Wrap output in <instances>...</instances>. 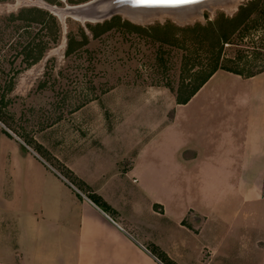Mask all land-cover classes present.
<instances>
[{
  "label": "rangeland",
  "instance_id": "1",
  "mask_svg": "<svg viewBox=\"0 0 264 264\" xmlns=\"http://www.w3.org/2000/svg\"><path fill=\"white\" fill-rule=\"evenodd\" d=\"M91 1L0 0V119L17 138L64 173L65 168L54 161V155L66 154L60 143L61 136L67 137L69 133L62 128L69 127L67 121L75 117V112H152L157 123L141 133L142 141L152 139V129L175 112H219L226 124L230 115L245 112L241 110L245 104L248 112H255L257 94L251 93L247 84L238 86L235 79L224 73L190 105H178L176 95L189 94L199 84L212 68L211 59L217 53L228 59L230 66H237L243 76L236 75L243 78L264 70V16L260 14L264 0H239L232 8H203L201 15H194L191 22L185 23L167 15L142 23L120 10L99 22L82 21L67 14L62 17L56 11L85 6ZM242 8L247 11L241 15ZM82 9L85 15L93 16L99 8L91 5ZM248 13L250 18L246 17ZM198 24L200 27L194 28ZM220 26L227 33L239 26L231 38L235 44H225L220 49L213 31ZM214 89H218L216 94ZM195 122L190 128L182 123V129L189 128L191 132L190 144L221 141L219 130L227 128L223 119L217 124L214 117L205 118L200 124ZM151 142L155 145L148 147L141 164L147 169L150 162H157L161 170L147 177L148 189L166 195L175 214L176 209L189 205L197 209L199 214L190 211L184 220L190 226L196 227L200 221L195 218L192 223L191 214L203 218L197 226L201 228L199 236L186 239L185 251L175 250L179 261L264 264L263 158L250 156L247 160L254 163L238 165L237 170L233 164L215 165L220 176L208 174L210 164L201 166L203 174L195 168L190 176L184 173L182 165L175 166L169 175L178 190L170 186L167 195L162 191L169 168L165 167L163 157L166 140L163 137ZM203 148L206 154L212 153L210 149H218L209 145ZM17 149L18 155L25 158L26 150L20 146ZM190 155L191 149L181 152L183 157ZM211 186L218 188L215 195L206 190ZM155 209L160 210L156 205ZM150 222L156 227L153 230L147 226L148 231L158 237L161 246L167 247V240L183 241L181 230L174 227L173 232H166L167 221L150 218ZM209 248H214V253ZM158 255L164 258L161 253Z\"/></svg>",
  "mask_w": 264,
  "mask_h": 264
},
{
  "label": "crops",
  "instance_id": "2",
  "mask_svg": "<svg viewBox=\"0 0 264 264\" xmlns=\"http://www.w3.org/2000/svg\"><path fill=\"white\" fill-rule=\"evenodd\" d=\"M220 73L235 79L240 87L247 84L250 92L257 94L255 112H248L245 104L241 106L245 112L230 115L227 124L219 112H175L152 129L150 133L155 134L149 141H142L141 133L157 123L152 112H75L67 121L69 127L62 128L69 133L61 136L66 154H53L65 173L23 143L0 119V264H163L151 246L183 264L175 254L185 251L186 239L199 236L201 228L197 226L203 218L191 214L192 223V219L200 220L192 227L184 220L190 211L199 214L197 209L189 205L176 209L175 214L166 195H158L156 190L151 193L148 178L161 169L157 162L144 169L141 158L155 145L151 141L165 137L164 165L169 168L162 191L167 195L170 186L178 190L169 175L175 166L182 165L190 176L195 168L203 174L201 166L210 164L208 174L220 176L215 165L233 164L237 170L238 165L254 163L247 160L250 156L263 158L264 165V71L246 78L217 71L186 104H192ZM211 117L217 124L223 119L227 127L219 130L221 141L190 144V126L195 120L196 124ZM182 123L188 130L182 129ZM15 141L26 150L25 158L18 155ZM207 145L218 149L206 154L203 147ZM186 148L191 149L189 157L181 156ZM206 190L215 195L218 188ZM90 194L100 196L108 207L97 205ZM150 218L167 221L166 232H173L174 227L181 230L183 241L166 239L168 246H161L158 237L148 231L147 226L156 227L149 223ZM209 249L214 253V248Z\"/></svg>",
  "mask_w": 264,
  "mask_h": 264
},
{
  "label": "water",
  "instance_id": "3",
  "mask_svg": "<svg viewBox=\"0 0 264 264\" xmlns=\"http://www.w3.org/2000/svg\"><path fill=\"white\" fill-rule=\"evenodd\" d=\"M115 5L111 6L109 10H106L100 14L96 20H92L91 16L85 15L83 13L82 7H90L91 5H95L99 8V6L103 3L110 2V0H93L89 4L85 6L79 7H67L63 11L66 15L76 14L81 18H85L84 21L91 20L93 22H99L106 19L110 16L114 11L120 10L126 12H138L144 13L145 15H152L155 17L159 16H167L169 15H184L182 20H179L181 23L191 22L190 18L191 13L201 11L203 8L213 9V6H224V4H228L230 1L234 0H112ZM95 10V9H94ZM96 14L101 13L98 9L95 10ZM94 14V15H96ZM79 17V18H80Z\"/></svg>",
  "mask_w": 264,
  "mask_h": 264
},
{
  "label": "trees",
  "instance_id": "4",
  "mask_svg": "<svg viewBox=\"0 0 264 264\" xmlns=\"http://www.w3.org/2000/svg\"><path fill=\"white\" fill-rule=\"evenodd\" d=\"M71 2H77V0H70ZM254 5L256 4L255 2L253 3ZM247 9H244L242 8L241 10V13L239 14H244V12L246 13ZM252 11V10H251ZM238 14V15H239ZM260 14L262 15V17L264 16V9L261 10ZM249 15H251V13H248L246 15L247 18H250ZM224 22V21H223ZM107 23V22H105ZM104 23V25H105ZM103 25V26H104ZM200 27V24L198 25H195L194 28H198ZM223 26H220L218 29H214V33L216 35V39H217V42H218V45L220 47V49H222L225 44H228L229 46L230 45H233L235 44V42H232L231 41V38L233 36V33L234 31H238V28L239 26H237V28H235L231 33H227L225 31L224 28H222ZM187 29H191V27H188ZM219 32V34L217 33ZM221 54H218L214 56V59H211L212 61V68H210V70L202 77L201 81L199 82V84H197L195 87H193L194 89L190 91L189 94H186V95H176V103L177 104H186L188 103L191 98L204 86V84L218 71V70H226V71H229V72H233L235 74H239V75H242L243 76V73L237 69V66H230V64L228 63V59H225L224 58H221L220 56ZM37 58H35L34 60H36ZM39 59V58H38ZM232 61H233V58H231ZM210 64V63H209ZM262 71L264 70H260V71H257V72H252L248 75V77H252V76H255L259 73H261ZM169 89L171 90V88L169 87ZM40 148V147H39ZM59 163V162H58ZM60 164V163H59ZM89 197L97 204L99 205L100 207L106 209L108 207L107 203H105V201L98 195L96 194H90ZM155 249H153L155 255H158V253H161L157 247H154ZM164 258L160 257L158 255V258L161 260V262L163 264H176L175 262L171 261L165 254L161 253Z\"/></svg>",
  "mask_w": 264,
  "mask_h": 264
},
{
  "label": "bare ground",
  "instance_id": "5",
  "mask_svg": "<svg viewBox=\"0 0 264 264\" xmlns=\"http://www.w3.org/2000/svg\"><path fill=\"white\" fill-rule=\"evenodd\" d=\"M239 2V0H234V1H230V2H228V4H224V5H226V6H228L229 8H232V6H235L237 3ZM113 5H115V3L112 1V0H110V2H107V3H103V4H101L100 6H99V11L101 12V13H99V14H96V15H93V16H91V19L92 20H96L99 16H101L100 14H102V12H104V11H106V10H109V8L111 7V6H113ZM217 6V5H216ZM214 7V6H213ZM212 7V8H213ZM236 7V6H235ZM56 11L58 12V13H61V16L63 17L65 14V12L63 11V10H57L56 9ZM123 14H125V15H127V16H129L130 18H132L133 20H135V21H139V22H142V23H144V22H148L150 19H152L153 17H155V16H152V15H145L144 13H138V12H126V10L125 11H121ZM200 11H198V12H194V13H191V15H190V18L192 19L193 17H194V15H201V12L199 13ZM66 14H68L67 12H66ZM60 15V14H59ZM167 15V14H166ZM165 15V16H166ZM71 16H75V17H80V16H78V15H76V14H71ZM169 16H171V17H173L174 19H176L177 21H179V20H182V18L184 17V15L182 16V15H169ZM163 17V15L162 16H159V18H162ZM80 20H82V21H84V19L85 18H79Z\"/></svg>",
  "mask_w": 264,
  "mask_h": 264
}]
</instances>
